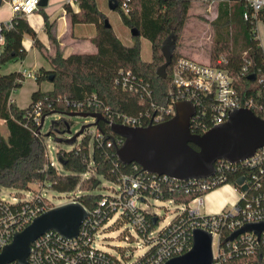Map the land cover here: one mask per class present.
Returning a JSON list of instances; mask_svg holds the SVG:
<instances>
[{
	"label": "trees",
	"instance_id": "trees-1",
	"mask_svg": "<svg viewBox=\"0 0 264 264\" xmlns=\"http://www.w3.org/2000/svg\"><path fill=\"white\" fill-rule=\"evenodd\" d=\"M194 1L197 0H128L130 10L126 14L122 9L123 0H117L115 11L119 13L122 23L129 29L136 28L140 31V36H133L132 45L124 44L113 27L106 26L108 18L96 0H74L80 8L78 13H75L69 4H65L73 25L96 26L97 33L92 39L96 52L90 54L64 56L49 28V18L44 12L47 33L54 45L53 55H49L26 17L16 14L9 24L1 22L5 43L0 51V68L9 61L26 57L23 39L29 35L52 67L51 73L40 69L36 81L40 84L53 75L56 89L38 93L32 104L17 115L12 95L14 91L23 87L24 74L22 72L0 74V121H4L9 131L7 137L0 132V187L34 191L31 184L42 183L59 193L75 194L80 203L91 209L98 207L103 198L109 200L112 196L97 192L102 185V179L114 184H119L124 175L131 177L138 175L146 181L153 179L152 174L146 173L135 163L123 165L118 162L115 151L119 139L122 138L112 135L107 118L97 124L101 138L86 129L80 134L79 142L78 137L71 143L74 145L71 150L61 149L57 145V156L62 159L66 171L64 174L60 173L51 165L45 135L31 111L34 104L40 103L42 117L46 118L54 113L60 115L58 120L52 122L47 134L58 142L56 135L58 133L66 135L73 126V122L67 119L69 113L74 112L68 104L70 101L96 96L112 113L132 117L145 115L147 111H151L152 104L155 107L166 106L169 100L171 66L167 69L165 79L157 73V69L166 61L163 45L168 39L173 38L172 61L181 56L179 47L187 23L192 17L190 9ZM217 3L218 15L211 22L213 36L210 62L230 71L241 98L252 99L258 106L264 107V80L261 82V78L264 77V49L254 25L250 20L244 19L245 12H250L251 9L243 0H217ZM259 18L264 23V9L260 12ZM142 37L151 44L149 61L142 58ZM245 67L246 71L243 70ZM121 70L131 71L138 78L148 82L152 89L151 98L143 100L137 93L124 91L117 86L115 79ZM251 74L256 75L255 80L249 78ZM82 112L94 113L95 110L88 108ZM256 114L263 117L258 112ZM144 125L147 126V123ZM191 131L201 134L204 129L194 127V123L191 122ZM62 139V143H66L67 139L63 137ZM108 143H111V146H108ZM261 166L264 167V162ZM259 170L256 166L230 173L228 180L218 187L234 183L245 174H257ZM212 190L200 192L191 189L186 192L184 189L175 188L169 182H164L161 183V189L154 193L143 192L152 195L153 198L173 199L177 204H187L197 196L206 195ZM36 203L39 207L46 205L48 209L55 208L46 197L35 202L8 204V207L19 215L23 205L29 210L34 208ZM238 205L241 206L242 202H238ZM105 211L103 209L101 218L106 221L112 212L106 217ZM153 218L150 220L154 224ZM158 224L156 222L152 226ZM256 264H264V246L260 245Z\"/></svg>",
	"mask_w": 264,
	"mask_h": 264
},
{
	"label": "built area",
	"instance_id": "built-area-1",
	"mask_svg": "<svg viewBox=\"0 0 264 264\" xmlns=\"http://www.w3.org/2000/svg\"><path fill=\"white\" fill-rule=\"evenodd\" d=\"M127 1L123 0L122 3V9L126 14L130 10ZM200 1L212 4L217 0ZM243 1L251 9L250 12H245L244 19L250 20L257 32L264 0ZM39 3L40 0H15L12 8L16 14L26 17L40 9ZM10 21L5 23L9 24ZM4 43L5 38L0 26V51ZM170 66L169 100L166 106L155 107L152 104L151 111H147L145 115L132 117L112 113L96 96L70 101L68 104L77 112L94 108L96 113L107 118L110 127L113 124L129 127L145 126L144 123H147V126L161 124L175 115V104L180 101H190L195 106L196 113L191 122L194 123V127L204 129V132L214 125L225 123L229 118V112L233 109H248L260 113L264 118L263 106H258L252 99L240 97L228 69L213 65L210 60L203 63L185 56L177 57ZM243 70L246 71L247 68ZM263 80L264 77L261 78V82ZM115 83L124 91L137 93L143 100L152 96L150 84L131 71L121 70ZM40 109V103L34 104L31 114L41 126L43 117ZM112 135L118 136L113 131ZM95 136L101 138L98 127ZM122 139H119L118 146L123 143ZM108 146H111V143H108ZM47 151L49 157L48 145ZM49 160L51 165L55 166L50 157ZM263 162L264 148L259 149L252 158L237 164H229L225 160L218 161L215 174L208 179L180 182L165 175L152 174L154 178L146 181L138 175L132 177L124 175L121 182L116 184L117 189L113 190L109 200L103 198L98 207L91 209L81 203L88 209L89 216L82 223L77 237L68 239L57 232L48 231L32 243L27 262L28 264H165L190 251L193 247V232L203 230L213 236L211 245L213 264H256L260 245L264 246V231L260 240L253 232L241 233L233 240L227 239L245 224L264 221V167L261 166ZM256 166L260 169L259 173L245 174L234 183H229L238 192V202L241 201L242 205L239 206L237 202L232 209H225L217 214L202 213V207L205 205L204 195L197 196L187 204H177L173 199L153 198L152 195L143 192L154 193L161 189V183L164 182H169L175 188L184 189L186 192L191 189L200 192L209 191L224 184L230 173ZM27 193L26 197H13L10 201L0 197V253L11 243L16 232L22 231L37 216L50 210L46 205L39 207L37 203L29 210L23 205L19 215L9 209L8 204L35 202L46 197L42 191L28 190ZM152 199L177 206L174 210L165 208L171 213L167 221L160 213L146 209ZM73 201L78 200L75 198L67 203ZM103 209L106 210V217L112 212L106 221L101 218ZM152 217L154 224L159 223L155 227L150 220ZM162 222L164 225L160 227ZM114 230L119 235L123 234L125 241H136L137 245L119 246V255L109 252L105 248L104 241L107 239L105 236ZM134 252L137 253L135 257H133ZM8 264L20 263L13 261Z\"/></svg>",
	"mask_w": 264,
	"mask_h": 264
},
{
	"label": "water",
	"instance_id": "water-1",
	"mask_svg": "<svg viewBox=\"0 0 264 264\" xmlns=\"http://www.w3.org/2000/svg\"><path fill=\"white\" fill-rule=\"evenodd\" d=\"M2 0H0L1 4ZM48 0H40V7H45ZM116 3L113 5L115 9ZM106 26H110L106 21ZM133 36H140V31L131 29ZM174 39L170 38L163 45L165 63L157 69L160 77L166 78L167 69L172 63ZM53 78V76H51ZM255 80L256 75L249 76ZM196 108L190 101L175 104V115L161 124L129 127L113 124L112 131L123 138V143L116 147L115 155L120 164L135 163L148 174L168 176L176 181L208 179L215 174L218 161L237 164L252 158L259 149L264 148V118L248 109H233L228 120L217 124L207 131L197 134L191 131V120ZM81 116L94 118V125L104 117L100 113L71 112L68 117ZM45 117L42 118L43 126ZM86 126L66 140L73 143ZM62 143V138H57ZM192 145L196 146L194 148ZM63 165V161L58 157ZM89 216V211L79 201L59 205L37 216L22 231L16 232L10 244L0 253V264L18 261L28 264L32 243L48 231L59 233L65 238L77 237L80 227ZM264 231V221L248 223L235 231L227 240H233L244 232H253L260 240ZM212 234L203 230L193 232V247L187 253L175 257L165 264H213Z\"/></svg>",
	"mask_w": 264,
	"mask_h": 264
},
{
	"label": "crops",
	"instance_id": "crops-1",
	"mask_svg": "<svg viewBox=\"0 0 264 264\" xmlns=\"http://www.w3.org/2000/svg\"><path fill=\"white\" fill-rule=\"evenodd\" d=\"M14 1L15 0H2L0 4V23L10 21L16 15L12 8V3ZM96 1L101 11L106 14L110 25L113 27L118 37L123 41L124 44L132 45L134 43V40L132 33L130 34L131 29H129L122 23L119 13L112 8L114 3H116L117 6V0ZM65 4H69L75 13H78L80 11L78 4L75 3L74 0H48V3L45 7H40L38 11L26 16V19L30 26L37 33L39 40L44 45L49 55L54 54V45L51 43L49 35L47 33V26L44 21L43 12L49 18V28H51L52 34L56 38L57 43L61 48V51L64 56H69L71 54L95 53L96 47L92 43V39L96 36L97 33L96 26L94 24L73 25L71 23L70 16L65 9ZM195 9H198L200 11L195 12ZM190 14L192 17L190 18L185 28V31L187 28H189V26H193L194 30L198 32L201 29L202 32L200 33L205 32L204 29H207L210 36L211 46L213 36V28L211 26V22L215 20L218 15L217 1L213 2L212 4H208L206 2L197 0L192 3ZM121 24H123L124 26ZM261 24L264 23L260 20V22L258 23L257 35L264 49V28L262 29V35L260 28ZM23 46L27 51V55L24 59L9 61L0 68V74H7L10 72H22L24 74L25 81L23 83V87L14 91L12 95V100L13 102H15V105L18 102L17 98L21 96L20 91L26 88V85H29V92H26L27 97H30V94H36L37 96L40 92H50L54 90V82H52L53 78H51V76L40 84L36 81V77L40 75V69H43L46 73H49L50 71H52V67L48 60L41 54V52L35 46V42L31 36L26 35L24 37ZM149 48L151 53V44ZM144 50L145 45L142 43V55L144 53ZM179 53L181 56L193 58L197 61H200L198 59V56L195 57V54H193L192 51L184 53L179 50ZM149 55L151 56V54ZM150 59L151 58H148V60H144L149 61ZM36 72L38 73L37 76ZM28 78H33L34 83H28ZM34 98L35 96L33 97V99ZM31 103L32 101H28V104H26V106H23L21 109L27 108L31 105ZM0 122V126L3 128L0 130V132L3 135V131H5V128L7 129V127H4L6 126L4 121ZM8 134L9 131L7 129L6 136L5 134L3 136L7 137ZM232 188L233 189H227L224 188L223 185L221 187L213 189L211 192L204 195L205 206L208 205L211 211L216 212L213 214H217L232 205H236L238 197H236L235 194L238 195V192L235 190L234 187Z\"/></svg>",
	"mask_w": 264,
	"mask_h": 264
},
{
	"label": "rangeland",
	"instance_id": "rangeland-1",
	"mask_svg": "<svg viewBox=\"0 0 264 264\" xmlns=\"http://www.w3.org/2000/svg\"><path fill=\"white\" fill-rule=\"evenodd\" d=\"M195 2V1H194ZM196 11H200L198 9H195ZM189 22V21H188ZM188 24V23H187ZM123 25V24H121ZM124 26V25H123ZM122 27V26H121ZM261 28V33L263 35V28H264V24L260 25ZM131 31V30H130ZM205 32H202V30L200 29V31H196L194 30L193 26H189V28L186 29V31H184L185 35H183V39L180 43V47L179 50H181L184 53L187 52H191L193 54H195L194 56L197 57L200 61H202L203 63H207L209 61L210 58V51H211V46H210V36L208 33L207 29H204ZM131 34V32H130ZM132 39V38H131ZM142 43L145 45V50L144 53L142 55V58L148 60V58H151V56L149 54L150 53V43L149 40H147L146 38L142 37L141 39ZM180 54V53H179ZM45 71V70H44ZM52 71H50L49 73H51ZM38 75V73L36 72V76ZM53 76V75H51ZM48 79V78H47ZM28 83H34L33 78H28L27 79ZM52 82H55L52 79ZM26 88H24L23 90L20 91L21 96L19 98H17V104L15 105V102L13 105H15L14 110L16 111V114L19 115L21 109L23 106H26V104H28V101H32L33 102V97L36 96V94H30V97H27L26 92H29V85L25 86ZM54 89H56V87L54 86ZM32 104V103H31ZM60 118L59 114H51L49 116H47L45 118L44 124L42 126V133L45 135V143L46 145L49 146V150H50V155L49 157L51 158V160L55 163L56 169L64 174L66 171L63 168V165L58 161V156H57V150L59 146V148L64 149V150H71L73 148L74 145L72 144H68V143H58L54 140V138L52 136H47L48 132L50 131V127L51 124L54 120H58ZM67 119H70L73 122V126L72 129L69 133H67L66 135H59V133L56 135L57 138H71L75 135V133H77L78 131L81 130L82 127L86 126L87 128L84 129L83 133L87 130H89L90 132H92L94 134V136L96 135V126L94 125V118L92 117H81V116H73V117H68ZM1 125V122H0ZM6 127V126H4ZM3 129L0 126V130ZM7 134V129L5 128V131H3V135ZM62 136V137H61ZM81 140V137L78 138V142ZM90 149L92 151V143L90 145ZM102 185L101 187L97 190V192L99 194H104V195H112L113 194V190L117 189L116 184L109 182L107 180L102 179L101 181ZM224 185V188L227 189H233V185ZM223 186V185H222ZM31 187L36 191H42L47 198V201L50 202L51 205L57 207L59 205L65 204L67 202H69L70 200H75L76 196L75 194H68V193H59L57 191L51 190L49 188H47L46 186H44L42 183H33L31 184ZM221 187V186H220ZM231 191V190H230ZM28 191H20V190H16V189H11V188H3L0 187V197L1 198H5L8 201H10V199H12L13 197H26L28 196ZM27 193V194H26ZM236 197H238L237 199L239 200V194H235ZM237 200V202H238ZM208 204V203H206ZM235 205L230 206L227 209H232ZM145 207V206H143ZM165 208H169L170 210H174L175 208H177L176 205L174 204H170L168 202H162L160 200L155 201L154 199L151 200V204L149 207H146V209L153 213H160L161 217L163 219L166 218L165 221H167L170 216L171 213L170 211H167ZM202 213L205 214H213L216 213L215 211H211L208 207V205H204L202 207ZM164 221V222H165ZM164 222L161 223L162 227L164 225ZM114 231H110L108 232V234L105 236L107 237V239L104 241V244L106 245V249L115 254V255H119L118 252V247H135L137 245L136 241H125L124 235L121 234L119 235L118 232ZM120 232V231H119ZM126 253H128V251H126ZM137 255L136 252L133 253V257H135Z\"/></svg>",
	"mask_w": 264,
	"mask_h": 264
}]
</instances>
